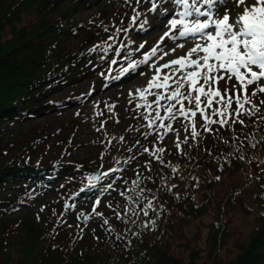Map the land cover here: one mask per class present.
Instances as JSON below:
<instances>
[{
    "label": "trees",
    "instance_id": "16d2710c",
    "mask_svg": "<svg viewBox=\"0 0 264 264\" xmlns=\"http://www.w3.org/2000/svg\"><path fill=\"white\" fill-rule=\"evenodd\" d=\"M94 1L0 0V123L40 113L46 108L42 100L55 93L64 81L78 75L75 69L81 56L69 52L64 41L68 31L75 27L70 23L71 17L79 7ZM82 54L86 56L85 52ZM98 55L104 60L107 58ZM253 100L259 105L264 95ZM259 106L264 113V105ZM258 116H242L245 125H213V132L201 130L190 147L195 164L214 175L236 174L251 163L264 164V123ZM129 151L121 150L114 165L116 169L130 166ZM113 162L114 158L108 165L112 166ZM164 165L156 161L152 167L131 172L132 178L136 176L132 187L135 191L131 195L121 187L124 194L118 197L120 218L116 214L113 219L108 216L109 223L100 227L93 221L85 225L80 221L76 225L69 223L66 227L65 221L64 225L61 222L67 219L69 206L42 196L41 185L50 187L57 179L71 175L61 186L70 187L68 192L72 195L67 204H71L89 195L92 198L103 182L112 179L111 175L91 183L87 173L70 161L44 164L23 155L0 153V264H264V181L260 185L258 182L264 180V168L256 169L249 176L256 178L258 192L254 200L263 211L254 218L255 224L246 238L236 241L233 256L223 259L219 255L227 244L229 232L220 216H216L207 226L204 249L196 244L198 233L191 238L195 242L191 247L177 242L178 248H189L186 260L171 251L169 236L173 224L183 229L189 220L202 217L213 202L211 190L217 182L212 180L200 185L199 203L194 200L193 190L181 191L177 198L176 189L169 191L170 185L163 176ZM82 184H87L85 190L80 188ZM141 190L142 194L138 195ZM236 190L233 187L222 195L218 202L222 209L235 207ZM147 198L164 207L159 217L153 215L154 210L148 215L141 211ZM30 201L41 205L38 212L22 210ZM133 209L136 215H132ZM167 211L173 212V221L167 222L162 230V218ZM151 216L154 224L148 221ZM205 250L202 258L201 252Z\"/></svg>",
    "mask_w": 264,
    "mask_h": 264
},
{
    "label": "rangeland",
    "instance_id": "374dc122",
    "mask_svg": "<svg viewBox=\"0 0 264 264\" xmlns=\"http://www.w3.org/2000/svg\"><path fill=\"white\" fill-rule=\"evenodd\" d=\"M254 2L255 0H247L249 5ZM158 3L159 8L155 12L149 11L151 4L146 0H141L139 5L136 4V0H132L131 7L126 0H95L90 5L79 7L70 20L75 27L68 31L64 41L65 48L69 52H76L81 56L80 64L75 69L76 72L79 71L78 75L73 80L64 81L55 93L44 98L42 101L46 103V108L40 113L23 115L20 118H11L0 123V153L17 157L23 155L44 164L70 161L74 167L82 170H89L93 167L105 171L110 167L108 161L114 158L112 165L116 164L121 150L123 152L130 150V166L113 174L117 176L116 180L111 188L102 191L98 205L96 204L98 199L95 197L81 199L79 203L67 204L72 193L68 192L70 187L61 186L71 179V175L57 179L52 187L42 184L39 188L41 195H46L56 201L60 200L66 207L69 206L65 215L67 219L61 222L63 225L66 223V227L69 223L75 225L80 223L79 219L83 212H87L83 214L85 218L82 221L83 225L93 221L95 226L100 227L104 224L106 217L113 219L112 216L119 213L118 197L122 196L121 187L124 186L128 194H134L132 187L136 176L132 178L131 172L142 167H152L156 161H159L152 153L156 148L162 147L164 152L160 153V156L163 162L159 161V163L161 166L165 164L161 167L165 172L163 176L169 185H177L175 188L177 193L193 190L194 200L199 203L202 199L200 185L212 180L217 182L216 187L211 190L213 202L202 217L189 220L183 229L173 224L169 236L171 251L177 257L187 260L189 248L183 250L175 245L177 242H182L191 247L195 244L191 238L197 233L196 237L199 239L196 244L204 249V240L208 234L207 226L215 221L216 216H220L229 236L226 246L219 251V255L223 259H229L235 252L236 241L246 238L255 224L254 218L263 211L258 202L254 200L258 192L256 178H249V176L256 172V169L264 168V164L258 163L256 166L251 163L236 174L221 172L214 175V172L197 166L192 158L190 147L195 139L189 135L190 128L189 132H186L183 127L190 123L188 120L178 117L175 121H163L165 124L171 123L175 129L166 135L164 134L165 129L159 127L161 121H157L152 128L147 127L148 120L144 117L152 110L146 107L137 108L136 105L143 104V101L138 96L130 97L129 92L143 88L151 77L152 71L143 65L135 73H125L124 69L129 63L141 60L143 53L156 45L164 33L169 30L166 23L176 10L175 5L172 0L164 1V3L158 0ZM228 7L231 9L233 18L243 10L231 3ZM134 8L141 13L135 24L130 19ZM220 15H223V7H220ZM131 27L132 29L128 30ZM117 29L126 31L117 32ZM136 30L139 31L136 32ZM109 37L113 38L109 39ZM189 41L181 38L173 42L166 38L160 45L161 52H166L179 43H185V48L177 49L175 54H170L160 62L184 55L188 48L193 46ZM123 43L127 45L126 49H122ZM140 44H144V48L137 50ZM94 47L95 51L101 50L102 53H105L104 49L110 48L112 52L108 60L102 62L98 54L95 55L93 51H89ZM82 52H85L86 56ZM160 54L158 52L157 56L159 57ZM140 72H145L147 75H140ZM104 81L105 84H103ZM232 83H235V80ZM219 87L223 91L226 85L221 81ZM153 99V96L148 97L149 101ZM161 103H166V101ZM108 105L115 107L110 110ZM233 105L235 108L236 105ZM185 106L190 107L187 102ZM155 107L156 105L153 104V109ZM152 115L154 116L155 113L152 112ZM196 122L197 130L199 132L204 130L200 127L203 121L199 114ZM177 132L179 139H177ZM161 135H164L163 140L159 138ZM121 136L124 137L123 140H120ZM176 143L180 144V148L175 146ZM145 147L149 148L150 152H144ZM257 160L258 157H255L254 161ZM216 177L220 179L217 180ZM263 181H258L259 185ZM233 187L237 188L235 207L223 206L222 209L218 202L222 195ZM80 188L85 190L87 184L80 185ZM149 201L152 202L153 207L147 209L148 214L154 210L156 213L153 215L159 217L160 210L164 207L148 198L144 204L147 205ZM40 208V204L30 201L23 206L22 210L33 213L38 212ZM93 209L103 215H96ZM172 215L173 212L167 211L163 216L162 230H165L167 222L173 221ZM152 216L147 220L153 221ZM201 253L203 258L206 250ZM202 258L198 259V262Z\"/></svg>",
    "mask_w": 264,
    "mask_h": 264
},
{
    "label": "snow or ice",
    "instance_id": "6c2138e0",
    "mask_svg": "<svg viewBox=\"0 0 264 264\" xmlns=\"http://www.w3.org/2000/svg\"><path fill=\"white\" fill-rule=\"evenodd\" d=\"M140 2L141 0H136L137 5ZM146 2L151 4L149 11L158 10V0H146ZM126 3L132 6V0H126ZM172 3L176 10L167 20L166 27L169 30L156 45L143 53L141 60L129 63L124 69L125 73H135L143 65L152 71L143 88L129 92L130 97L138 96L143 101V104L136 105L137 108L146 107L155 113L153 116L150 112L144 117L148 120L147 127L152 128L157 121H161L159 127L165 129L166 135L175 129L171 123L165 124L163 121H175L179 117L190 122L183 127L186 132H189L190 128L189 135L195 138L201 135L197 130L198 114L203 121L200 127L207 132L214 131L213 125L231 126L236 123L245 125V120L241 118L245 115L257 117L259 114L258 119L264 123V113H261L259 106L264 105V100H260L259 105L253 100L254 97L264 95V83H262L264 81V0H255L250 5L247 4V0H172ZM230 3L243 9L235 18L232 17L231 9L228 7ZM220 7H223V15H220ZM140 15L141 13L134 8L131 22L135 24ZM105 30L107 31V28ZM119 31L126 30L117 29V32ZM166 38L173 42L181 38L189 41L191 38L189 42L193 46L188 48L184 55L161 63L160 61H164L165 57L175 54L177 49L185 48V43H179L176 47L161 52L160 45ZM143 48L144 44H140L137 50ZM95 50L94 47L89 51ZM158 52L161 53L159 57ZM139 74L147 75L145 72ZM233 80L235 83H232ZM221 81L226 85L223 91L219 87ZM249 88L252 89L250 93ZM149 96H153L154 99L149 101ZM162 101L166 103H161ZM186 102L190 107L185 106ZM153 104L156 105L154 109ZM233 104L236 105L235 108ZM108 107L111 110L115 106L108 105ZM159 138L163 140L164 135ZM123 139L124 137L121 136L120 140ZM177 139H179L178 132ZM175 146L180 148L179 143ZM252 147L256 145L252 144ZM143 151L147 153L150 149L145 147ZM162 152L164 148L159 147L152 155L163 162L160 156ZM108 171L114 173L119 169L111 168ZM107 175L108 172H105L92 177V180ZM111 187L109 183L107 188ZM176 187L175 184L168 186L169 191ZM142 192L143 190L138 195ZM177 198H179L178 193ZM99 203L100 201L97 200L96 204ZM152 207L153 204L149 201L141 211L144 215H148L147 209ZM131 211L132 215L137 214L134 209ZM93 212L96 215H103L95 212V209ZM116 215L120 218V213ZM108 223L105 219L104 224ZM151 223L154 224L155 221Z\"/></svg>",
    "mask_w": 264,
    "mask_h": 264
},
{
    "label": "water",
    "instance_id": "95a60500",
    "mask_svg": "<svg viewBox=\"0 0 264 264\" xmlns=\"http://www.w3.org/2000/svg\"><path fill=\"white\" fill-rule=\"evenodd\" d=\"M88 173L91 174V180H92V177L100 175L99 171L95 170V169L88 170ZM80 220L83 221L84 220V216H82V218Z\"/></svg>",
    "mask_w": 264,
    "mask_h": 264
},
{
    "label": "bare ground",
    "instance_id": "6f19581e",
    "mask_svg": "<svg viewBox=\"0 0 264 264\" xmlns=\"http://www.w3.org/2000/svg\"><path fill=\"white\" fill-rule=\"evenodd\" d=\"M124 101V100H123ZM123 103V102H122Z\"/></svg>",
    "mask_w": 264,
    "mask_h": 264
}]
</instances>
